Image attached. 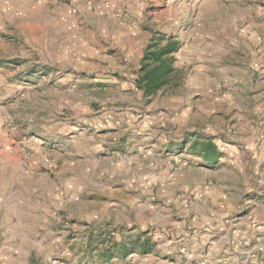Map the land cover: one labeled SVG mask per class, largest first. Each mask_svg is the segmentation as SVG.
Returning <instances> with one entry per match:
<instances>
[{
  "label": "rangeland",
  "instance_id": "374dc122",
  "mask_svg": "<svg viewBox=\"0 0 264 264\" xmlns=\"http://www.w3.org/2000/svg\"><path fill=\"white\" fill-rule=\"evenodd\" d=\"M77 3L0 0V264H264V0H104L80 56L52 27ZM167 39L176 74L144 98ZM178 198L202 213L169 252L148 222Z\"/></svg>",
  "mask_w": 264,
  "mask_h": 264
},
{
  "label": "crops",
  "instance_id": "0c3cea01",
  "mask_svg": "<svg viewBox=\"0 0 264 264\" xmlns=\"http://www.w3.org/2000/svg\"><path fill=\"white\" fill-rule=\"evenodd\" d=\"M76 1L78 3L75 6L72 5L71 7H68L66 10H61L60 8H58L59 10H61V12L56 13L58 15V18L56 20V23L52 27L54 28V31H55L54 38L56 41L55 42L56 47L60 50V52L64 53L65 49L66 51L71 52L73 48L76 51L77 55L80 56L84 54V50L87 47L88 43L93 41V39H98V33H99L97 25H95L96 27H94V24L92 25L89 24L88 18H86L88 17L87 16L88 14L86 13L92 4H98L99 6V3L104 0H76ZM72 4H74V0H72ZM98 6H96L97 11H99ZM70 54L71 53H66V55H61V57L72 60V58H70L69 56ZM61 57L59 58L63 60ZM62 71L68 72V73L70 72L68 68H64L62 69ZM81 71L83 72V70ZM77 73L80 74L81 72H77ZM187 86L188 84H186V87ZM245 183L249 185L250 179H247ZM256 183L257 182H255V184ZM175 194L171 198H174ZM179 199L180 198L176 199L177 203L174 205L173 210L172 209L167 210L168 212L167 214L165 213L162 215L160 212V208L151 211L152 220H150L148 224H151V226H155L157 230L156 232L153 233V240L156 242L158 240L161 241L162 238L164 237L162 243L157 242L155 244L156 248H160V247L166 248L167 247L169 250H171L169 252H172V248L177 249L178 251L180 250L184 251L187 247V244H184V242H182L184 241V238H183L184 232L180 233V228H182L181 225H183V227L186 228L185 222L191 218L194 219V222L195 221L197 222V220H199L198 217H201L202 211H201V206L195 203L194 205L190 203L189 204L190 206L189 214L187 215V212H186L187 209L184 208L186 205V202H182L181 204H179V201H180ZM1 203L2 202H0V208L2 206ZM145 205H148V204H145ZM166 205L169 206L171 204H166ZM135 207L136 205L132 204V210H134ZM125 213L126 214L128 213L127 210H125ZM139 213H141L140 208L136 210V213H133L134 217L136 216L138 217ZM172 217L176 218V220ZM167 222H172V223L168 224ZM141 224L138 226H143L144 224L146 225V223L142 221H141ZM129 226L131 225L129 224ZM161 227L163 228L161 230L165 233L164 236L159 233V229ZM182 230L184 229L182 228ZM196 237H197L196 231H194L195 240H196ZM194 246L195 247L197 246V241H194Z\"/></svg>",
  "mask_w": 264,
  "mask_h": 264
},
{
  "label": "trees",
  "instance_id": "16d2710c",
  "mask_svg": "<svg viewBox=\"0 0 264 264\" xmlns=\"http://www.w3.org/2000/svg\"><path fill=\"white\" fill-rule=\"evenodd\" d=\"M176 49L177 42L172 39H167L163 46L157 41L151 40L147 46L135 81L137 89L143 92L144 98H151L171 84L176 74L172 61V54ZM214 150L215 146L209 141L201 147L205 159H210L211 152L213 153Z\"/></svg>",
  "mask_w": 264,
  "mask_h": 264
}]
</instances>
